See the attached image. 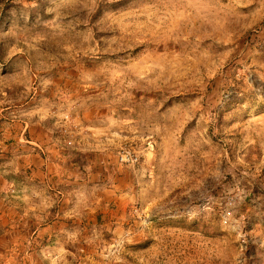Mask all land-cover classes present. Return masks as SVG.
<instances>
[{
  "label": "rangeland",
  "instance_id": "374dc122",
  "mask_svg": "<svg viewBox=\"0 0 264 264\" xmlns=\"http://www.w3.org/2000/svg\"><path fill=\"white\" fill-rule=\"evenodd\" d=\"M0 264H264V0H0Z\"/></svg>",
  "mask_w": 264,
  "mask_h": 264
},
{
  "label": "crops",
  "instance_id": "0c3cea01",
  "mask_svg": "<svg viewBox=\"0 0 264 264\" xmlns=\"http://www.w3.org/2000/svg\"><path fill=\"white\" fill-rule=\"evenodd\" d=\"M34 142L37 145H43V140L41 138H35ZM66 147V146H65ZM64 146H61L57 143H53L50 151H52V154L50 156L53 158L52 162L48 163V179L53 183V190L55 189L56 192L61 195L59 196L60 202H66V189L64 186L67 184H70L73 180H83V175L77 172L76 169L74 171L71 170V167L69 166V162L71 160L67 159V149ZM81 157H83V152H79ZM76 164V163H75ZM65 219L66 216L60 215L59 212H57L56 215L53 216V219L51 221V224H53L52 228H45V229H36L33 233H35L37 236H46L48 235V231H50V235L53 236L55 233L60 232L62 228L65 227ZM57 231V232H56Z\"/></svg>",
  "mask_w": 264,
  "mask_h": 264
},
{
  "label": "bare ground",
  "instance_id": "6f19581e",
  "mask_svg": "<svg viewBox=\"0 0 264 264\" xmlns=\"http://www.w3.org/2000/svg\"><path fill=\"white\" fill-rule=\"evenodd\" d=\"M136 160H138L137 157L135 156V158H134V156L131 155L129 152L121 155V161H123V162H125V161L134 162Z\"/></svg>",
  "mask_w": 264,
  "mask_h": 264
}]
</instances>
